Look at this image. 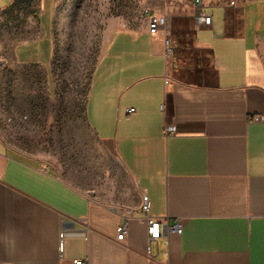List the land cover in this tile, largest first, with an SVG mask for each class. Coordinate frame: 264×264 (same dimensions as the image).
Listing matches in <instances>:
<instances>
[{"label":"crops","instance_id":"crops-1","mask_svg":"<svg viewBox=\"0 0 264 264\" xmlns=\"http://www.w3.org/2000/svg\"><path fill=\"white\" fill-rule=\"evenodd\" d=\"M57 1L37 0L14 63L48 71ZM205 3L213 21H193L184 66L148 25L110 37L85 107L105 169L78 163L75 179L0 137V264H264V120H252L264 116V0ZM143 193L181 234L150 241Z\"/></svg>","mask_w":264,"mask_h":264},{"label":"rangeland","instance_id":"rangeland-1","mask_svg":"<svg viewBox=\"0 0 264 264\" xmlns=\"http://www.w3.org/2000/svg\"><path fill=\"white\" fill-rule=\"evenodd\" d=\"M222 1V0H221ZM37 0H14L0 13V137L77 176V164L110 163L85 119L92 76L116 29L147 26L144 10L170 20L173 67L193 57L194 0H58L50 68L12 61V47L37 33ZM177 67V66H176ZM90 177V176H88Z\"/></svg>","mask_w":264,"mask_h":264},{"label":"built area","instance_id":"built-area-1","mask_svg":"<svg viewBox=\"0 0 264 264\" xmlns=\"http://www.w3.org/2000/svg\"><path fill=\"white\" fill-rule=\"evenodd\" d=\"M197 6V11L194 14V22L197 26H211L213 16L204 10L206 6L205 0H194ZM234 4V1H230ZM144 14L148 18V31L152 35H162L164 38L166 54L170 56L173 51V38L170 31V18L166 13H158L153 10L146 8ZM165 104L161 106L162 110H165ZM129 112L134 111V108H129ZM255 121L264 120V116L258 115L252 118ZM176 133V126L172 123L164 124V134L172 135ZM151 201L147 193L142 195L141 212L143 214V220L147 226V233L151 240H158L162 237H166L170 232L181 234L183 232L182 223L179 219L174 224H169L167 219L157 218L150 214ZM128 231V222L125 220L117 228V239L122 240ZM151 250V244L149 251ZM75 263H80V259H75Z\"/></svg>","mask_w":264,"mask_h":264}]
</instances>
